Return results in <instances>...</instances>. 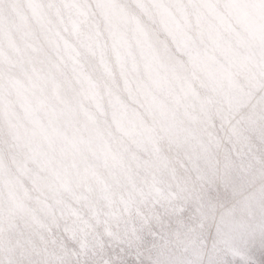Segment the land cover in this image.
I'll use <instances>...</instances> for the list:
<instances>
[{
  "label": "snow or ice",
  "instance_id": "obj_1",
  "mask_svg": "<svg viewBox=\"0 0 264 264\" xmlns=\"http://www.w3.org/2000/svg\"><path fill=\"white\" fill-rule=\"evenodd\" d=\"M0 264H264V0H0Z\"/></svg>",
  "mask_w": 264,
  "mask_h": 264
}]
</instances>
